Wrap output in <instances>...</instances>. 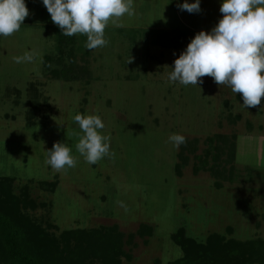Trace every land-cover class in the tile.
I'll use <instances>...</instances> for the list:
<instances>
[{
    "label": "rangeland",
    "instance_id": "374dc122",
    "mask_svg": "<svg viewBox=\"0 0 264 264\" xmlns=\"http://www.w3.org/2000/svg\"><path fill=\"white\" fill-rule=\"evenodd\" d=\"M25 2L30 15L21 29L0 35V175L14 178L16 194L28 187L38 203L28 212L36 223L57 236L116 227L125 235L121 264L181 258L173 238L180 229L199 242L213 233L264 239V99L247 109L241 94L211 77L199 86L170 81L187 45L152 42V30L187 26L191 39L210 32L223 0H201L196 13L178 7L185 0H134L135 15L106 26L109 43L94 50L85 47L86 36H64L42 0ZM60 38L68 43L64 74L44 59ZM26 51H34L33 61L16 63ZM76 114L101 117L114 156L85 162L75 149ZM174 133L198 139L181 173V145L169 141ZM217 133L237 134L234 159L225 151L215 161L207 138ZM57 141L72 148L74 168L57 172L46 164Z\"/></svg>",
    "mask_w": 264,
    "mask_h": 264
},
{
    "label": "clouds",
    "instance_id": "9594fccd",
    "mask_svg": "<svg viewBox=\"0 0 264 264\" xmlns=\"http://www.w3.org/2000/svg\"><path fill=\"white\" fill-rule=\"evenodd\" d=\"M52 22L64 36H86L88 50L105 47V29L109 24L122 26L127 15H135L134 0H42ZM201 0L178 4L182 11L196 13ZM222 18L211 31H199L174 61L169 80L184 86H199L204 77L219 86H228L241 94L243 106L257 107L264 98V0H223ZM30 15L25 0H0V35L7 38L18 32ZM33 52L13 57L16 63L32 62ZM131 57L127 63H131ZM80 135L76 151L88 164L112 157L110 135L103 134L105 124L99 115L76 114ZM169 141L179 148L186 143L181 134ZM66 142L57 141L47 150L46 164L57 172L74 168L77 158Z\"/></svg>",
    "mask_w": 264,
    "mask_h": 264
},
{
    "label": "trees",
    "instance_id": "16d2710c",
    "mask_svg": "<svg viewBox=\"0 0 264 264\" xmlns=\"http://www.w3.org/2000/svg\"><path fill=\"white\" fill-rule=\"evenodd\" d=\"M191 32L187 26L170 31L152 30V42L164 47L188 45ZM59 42L57 51L46 54L44 59L48 66L57 63L53 67L56 74H64L69 65L64 63L66 50L63 46L68 43L62 38ZM185 138L186 143L181 144L180 151L182 160L176 164L180 173L182 164L189 157L186 151H196L198 140L190 142ZM236 139L237 134L228 136L221 133L207 138L210 149L215 150L216 162L225 151L230 159L235 158ZM197 157L200 155L197 154ZM196 170H199L198 167ZM13 182V177L0 175V264H121L120 255L125 253L124 233L119 232L116 227H101L65 230L59 236L52 234L36 223L28 213L29 209L38 206L28 187H22L20 194H16ZM130 235L132 237L133 234ZM173 238L183 249L184 255L170 264H264V239L261 238L244 241L226 239L224 235L213 233L205 242H199L185 236L182 229Z\"/></svg>",
    "mask_w": 264,
    "mask_h": 264
},
{
    "label": "crops",
    "instance_id": "0c3cea01",
    "mask_svg": "<svg viewBox=\"0 0 264 264\" xmlns=\"http://www.w3.org/2000/svg\"><path fill=\"white\" fill-rule=\"evenodd\" d=\"M217 2V1H216Z\"/></svg>",
    "mask_w": 264,
    "mask_h": 264
}]
</instances>
